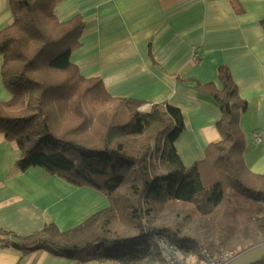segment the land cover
Segmentation results:
<instances>
[{
  "label": "trees",
  "instance_id": "obj_1",
  "mask_svg": "<svg viewBox=\"0 0 264 264\" xmlns=\"http://www.w3.org/2000/svg\"><path fill=\"white\" fill-rule=\"evenodd\" d=\"M61 1L10 0L0 59L11 98L0 101V132L17 142L22 170L41 167L99 190L109 205L66 231L54 223L28 236L0 229L11 238L0 245L75 264H154L165 262L161 240L184 255L199 247L221 256L242 247L253 223L264 235V174L244 159L247 102L230 68H219L221 88L202 86L220 105L221 138L187 167L175 146L181 110L158 103L143 111L141 101L111 95L100 77L83 76L71 55L85 23L81 15L61 21Z\"/></svg>",
  "mask_w": 264,
  "mask_h": 264
},
{
  "label": "crops",
  "instance_id": "obj_2",
  "mask_svg": "<svg viewBox=\"0 0 264 264\" xmlns=\"http://www.w3.org/2000/svg\"><path fill=\"white\" fill-rule=\"evenodd\" d=\"M54 13L61 21L83 17L81 46L71 55L83 76L100 77L111 95L146 108L165 103L181 110L184 129L175 146L187 167L221 138L220 105L202 86L221 88L218 71L227 65L247 102L245 162L264 174V0H62ZM12 20L10 0H0V28ZM10 98L0 59V101ZM20 155L17 142L0 132V229L28 236L54 223L66 231L108 207L99 190L41 167L22 170ZM0 264L75 261L0 245Z\"/></svg>",
  "mask_w": 264,
  "mask_h": 264
},
{
  "label": "rangeland",
  "instance_id": "obj_3",
  "mask_svg": "<svg viewBox=\"0 0 264 264\" xmlns=\"http://www.w3.org/2000/svg\"><path fill=\"white\" fill-rule=\"evenodd\" d=\"M252 225L254 226V229L252 232L248 234V237L244 239V244L242 245V247L241 246L235 247L234 250H230V251H233L239 255L242 252L247 251L253 247L264 244V235L262 234V232L259 230V228L256 226L255 223H253ZM208 255L214 258L220 257V255L212 253V251H207L205 249L195 247L192 253H189L187 255L183 254V259L185 260L186 264H202V262L204 261L206 262L205 256ZM85 264H99V263L94 261V262H86ZM161 264H168V263L167 261H165L164 263Z\"/></svg>",
  "mask_w": 264,
  "mask_h": 264
},
{
  "label": "built area",
  "instance_id": "obj_4",
  "mask_svg": "<svg viewBox=\"0 0 264 264\" xmlns=\"http://www.w3.org/2000/svg\"><path fill=\"white\" fill-rule=\"evenodd\" d=\"M196 56L200 59L198 55ZM140 109L143 111H147V110H150V107L146 108L144 106H141ZM254 136H255L256 142L261 141V138L258 134H254ZM159 243L162 249L164 259L165 261H167L168 264H186L185 260L183 259V254L174 245L169 244L165 240H161ZM239 255L233 251L226 252L218 258H214L208 255V256H205L206 262L204 261L202 262V264H229L233 259H235Z\"/></svg>",
  "mask_w": 264,
  "mask_h": 264
},
{
  "label": "water",
  "instance_id": "obj_5",
  "mask_svg": "<svg viewBox=\"0 0 264 264\" xmlns=\"http://www.w3.org/2000/svg\"><path fill=\"white\" fill-rule=\"evenodd\" d=\"M264 260V244L244 251L229 264H256Z\"/></svg>",
  "mask_w": 264,
  "mask_h": 264
},
{
  "label": "bare ground",
  "instance_id": "obj_6",
  "mask_svg": "<svg viewBox=\"0 0 264 264\" xmlns=\"http://www.w3.org/2000/svg\"><path fill=\"white\" fill-rule=\"evenodd\" d=\"M243 253V252H242Z\"/></svg>",
  "mask_w": 264,
  "mask_h": 264
}]
</instances>
